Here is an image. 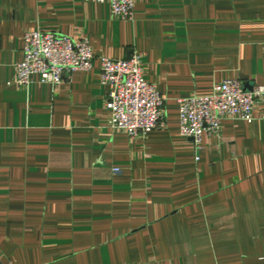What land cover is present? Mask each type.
I'll list each match as a JSON object with an SVG mask.
<instances>
[{
	"label": "crops",
	"instance_id": "1",
	"mask_svg": "<svg viewBox=\"0 0 264 264\" xmlns=\"http://www.w3.org/2000/svg\"><path fill=\"white\" fill-rule=\"evenodd\" d=\"M88 39L90 71L16 83L28 32ZM143 53L166 124L110 126L101 59ZM239 80L264 86V0H0L3 264H264V121L223 122L197 151L179 101ZM118 171V172H116Z\"/></svg>",
	"mask_w": 264,
	"mask_h": 264
},
{
	"label": "built area",
	"instance_id": "2",
	"mask_svg": "<svg viewBox=\"0 0 264 264\" xmlns=\"http://www.w3.org/2000/svg\"><path fill=\"white\" fill-rule=\"evenodd\" d=\"M93 1L108 2L114 17L130 20L138 0ZM23 51L16 83L25 87L35 76L44 84L57 86L76 71L92 70L95 60L88 39L75 40L54 32L26 33ZM144 56L135 52L126 60L101 59V82L110 87L106 102L112 115L110 126L127 131L132 138L166 124V100L155 85L143 79ZM256 108L264 121V86L245 91L239 80L224 81L215 86L212 95H193L179 101L181 134L194 140L199 153L204 133L219 137L227 119L253 123Z\"/></svg>",
	"mask_w": 264,
	"mask_h": 264
},
{
	"label": "water",
	"instance_id": "3",
	"mask_svg": "<svg viewBox=\"0 0 264 264\" xmlns=\"http://www.w3.org/2000/svg\"><path fill=\"white\" fill-rule=\"evenodd\" d=\"M130 58H131V55H129L128 59H130ZM244 90H245V91H252L253 88H250V87L245 86V87H244ZM192 140H193V139H192ZM0 264H3V263L0 261Z\"/></svg>",
	"mask_w": 264,
	"mask_h": 264
}]
</instances>
